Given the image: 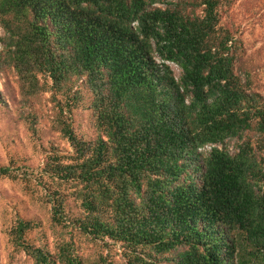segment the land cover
Wrapping results in <instances>:
<instances>
[{
	"label": "trees",
	"instance_id": "1",
	"mask_svg": "<svg viewBox=\"0 0 264 264\" xmlns=\"http://www.w3.org/2000/svg\"><path fill=\"white\" fill-rule=\"evenodd\" d=\"M231 2L0 0V72L22 118L34 128L49 90L70 145L0 164L47 211L45 227H4L27 264H264V98L237 70Z\"/></svg>",
	"mask_w": 264,
	"mask_h": 264
},
{
	"label": "rangeland",
	"instance_id": "2",
	"mask_svg": "<svg viewBox=\"0 0 264 264\" xmlns=\"http://www.w3.org/2000/svg\"><path fill=\"white\" fill-rule=\"evenodd\" d=\"M222 22L242 44L237 70L240 75H247L249 86L264 98V0H232L222 15ZM169 65L177 76L179 67L173 62ZM40 78L48 80L44 74H40ZM19 100L14 75L10 71L0 72V164H8L11 169L35 166L41 162L50 143L61 150L70 149L67 140L50 125L51 108L55 103L49 90H44L33 105V129L22 118L25 107L20 106ZM71 119L74 129L84 138L94 135L85 107L73 108ZM15 216L40 220L43 227L47 223L45 206L23 193L15 180L0 175V264H27L24 254L13 252L5 237L4 227Z\"/></svg>",
	"mask_w": 264,
	"mask_h": 264
},
{
	"label": "built area",
	"instance_id": "3",
	"mask_svg": "<svg viewBox=\"0 0 264 264\" xmlns=\"http://www.w3.org/2000/svg\"><path fill=\"white\" fill-rule=\"evenodd\" d=\"M204 146H205L206 148H208V147H209V144H205Z\"/></svg>",
	"mask_w": 264,
	"mask_h": 264
}]
</instances>
